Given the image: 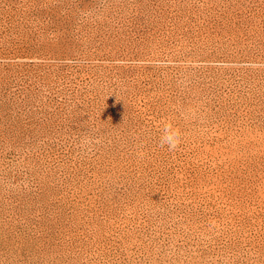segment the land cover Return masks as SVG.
I'll list each match as a JSON object with an SVG mask.
<instances>
[{
	"label": "rangeland",
	"instance_id": "obj_1",
	"mask_svg": "<svg viewBox=\"0 0 264 264\" xmlns=\"http://www.w3.org/2000/svg\"><path fill=\"white\" fill-rule=\"evenodd\" d=\"M0 264H264V0H0Z\"/></svg>",
	"mask_w": 264,
	"mask_h": 264
},
{
	"label": "clouds",
	"instance_id": "obj_2",
	"mask_svg": "<svg viewBox=\"0 0 264 264\" xmlns=\"http://www.w3.org/2000/svg\"><path fill=\"white\" fill-rule=\"evenodd\" d=\"M161 133L159 137V147H166L168 152L177 151L183 140L181 129L172 121H166L163 123Z\"/></svg>",
	"mask_w": 264,
	"mask_h": 264
}]
</instances>
